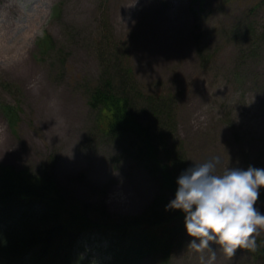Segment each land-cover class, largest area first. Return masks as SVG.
I'll use <instances>...</instances> for the list:
<instances>
[{"label": "rangeland", "instance_id": "rangeland-1", "mask_svg": "<svg viewBox=\"0 0 264 264\" xmlns=\"http://www.w3.org/2000/svg\"><path fill=\"white\" fill-rule=\"evenodd\" d=\"M245 16L264 27V1L0 0V104L19 109L14 129L0 110V165L49 175L68 206L89 216L96 207L127 216L148 206L155 184L140 163L119 156L97 135L88 106L90 85L112 47L100 44L105 23L120 42L115 48L127 47L130 58L118 55L117 63L130 64L143 86L160 82L177 93L176 143L190 164L219 155L217 171L264 167V43L253 56L240 57L229 32ZM44 33L54 49L41 56L37 39ZM199 45L219 50L207 66ZM256 206L264 211V186ZM255 235L264 237V229ZM191 239L168 264H203L210 250L193 249ZM210 243L216 250L212 264L249 259L239 250L226 256ZM103 246L86 235L77 254L87 264H101Z\"/></svg>", "mask_w": 264, "mask_h": 264}, {"label": "trees", "instance_id": "trees-1", "mask_svg": "<svg viewBox=\"0 0 264 264\" xmlns=\"http://www.w3.org/2000/svg\"><path fill=\"white\" fill-rule=\"evenodd\" d=\"M55 11L59 17V9ZM104 27L100 44L109 41L112 47L101 63V76L88 91V106L96 115L94 129L119 156L143 166L157 193L137 215L113 216L96 207L95 216H89L68 206L49 175L37 177L0 165V264H87L77 246L92 234L104 243L101 264H168L189 237L181 210L165 207L174 196L177 175L190 165L184 146L176 143L177 93L160 82L140 84L130 64L116 62L118 55L130 58L127 47L115 48L120 42ZM229 32L240 57L253 56L264 43V27L246 16ZM37 46L41 56L54 49L49 35L38 39ZM204 47L199 45L197 52L207 66L219 50ZM0 110L14 129L18 107L0 104ZM256 245L236 249L248 255L243 264H264V237L256 236Z\"/></svg>", "mask_w": 264, "mask_h": 264}, {"label": "clouds", "instance_id": "clouds-1", "mask_svg": "<svg viewBox=\"0 0 264 264\" xmlns=\"http://www.w3.org/2000/svg\"><path fill=\"white\" fill-rule=\"evenodd\" d=\"M193 161V160H192ZM219 155L193 161L177 175L173 198L166 208L179 209L184 214V228L193 237L188 245L195 250H210L201 260L212 264L219 246L226 256L238 247L256 248V235L264 229V211L256 206L264 167L246 168L224 166Z\"/></svg>", "mask_w": 264, "mask_h": 264}]
</instances>
